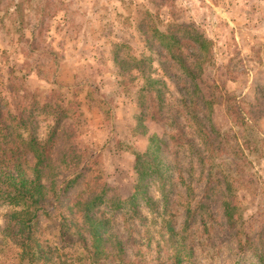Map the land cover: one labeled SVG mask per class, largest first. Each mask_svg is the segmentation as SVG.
I'll return each instance as SVG.
<instances>
[{"label": "rangeland", "instance_id": "obj_1", "mask_svg": "<svg viewBox=\"0 0 264 264\" xmlns=\"http://www.w3.org/2000/svg\"><path fill=\"white\" fill-rule=\"evenodd\" d=\"M150 19L211 40L198 81L208 108L180 101L189 83L139 32ZM143 55L166 72L162 105L142 101L121 61ZM215 177L226 181L206 198ZM21 183L43 192L34 261L19 247L23 207L0 194V264H264V0H0V190Z\"/></svg>", "mask_w": 264, "mask_h": 264}, {"label": "trees", "instance_id": "obj_2", "mask_svg": "<svg viewBox=\"0 0 264 264\" xmlns=\"http://www.w3.org/2000/svg\"><path fill=\"white\" fill-rule=\"evenodd\" d=\"M146 17L150 18L152 13L149 11H145ZM151 20V19H150ZM139 32L143 36L148 46V49L152 50L154 46H158L163 53V59L165 66H168L170 69H173V74L177 72L178 79L187 81L189 83L190 89H186L180 101L183 102L186 108L187 102L190 103L192 109L194 110L198 101L202 103V105L208 108V104L206 102V93L203 92L202 88L199 86V80L202 76L204 65L208 60L210 54V45L211 40L206 38L201 33L196 32V30L188 24L183 22L176 23L170 22L163 29L158 27L152 20L151 21H143L139 26ZM183 37H186L188 40L183 41ZM157 43V44H156ZM120 45H125L124 43H120ZM186 46L190 47L186 49ZM151 56L143 55L142 58H134L132 56H123L121 58L122 62H126L128 64L134 63L131 67L137 72V77L141 79L140 89L138 93L144 97L142 101L144 103L152 104L157 101V105H162L165 101H167V95L165 91L166 87V72H158L156 69L151 68ZM162 62V63H163ZM164 66V67H165ZM155 73L153 74V72ZM147 108V105L145 106ZM152 118L157 120L156 113L152 110ZM155 113V114H154ZM195 121V120H194ZM176 133L170 134V138L176 140L179 139L178 136L182 134V127L179 126L178 117L174 120ZM184 144H182L183 146ZM181 146H178L176 150H179ZM36 158L38 165L42 163L44 156L42 154V150L36 151ZM147 165L154 169V177L162 181L160 177V171L158 169V153L151 152V155L146 157ZM211 175V174H210ZM209 175V176H210ZM226 180L222 177H215L213 180L208 178L205 184V196L206 198L211 197V193L214 192V182L218 185L221 182H225ZM21 183L20 185H22ZM0 194H7L4 197V200H8L9 203L21 205L23 208L17 213L19 217L17 218V225L19 227V231L22 236V240L19 243V247L21 248V256L27 262L33 263L35 251L32 247L29 246V228L30 224L36 217L37 211L41 206L37 205V202H40L43 192L40 191V186L38 184H33L30 186L22 185L17 188L10 189L9 191H1ZM144 194L141 192L139 186H134V191L129 197L128 201L132 202V204H137L138 199L143 197ZM222 206L223 213L226 219L227 224L231 227L236 222V218H234L235 207L230 202L228 196H223ZM127 202L123 206L126 207ZM121 204H116L115 206L119 207ZM197 213L196 208L193 209V213L191 214V209L188 208L186 211L187 217L192 218ZM170 225V224H169ZM169 229L171 226H169ZM97 231V228H96ZM95 236V234H94ZM96 237V236H95ZM100 235L96 237L100 239ZM242 245H240L241 247ZM182 261L178 256H175V261L173 264H181Z\"/></svg>", "mask_w": 264, "mask_h": 264}]
</instances>
